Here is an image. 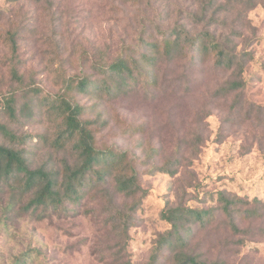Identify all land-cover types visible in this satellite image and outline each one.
Masks as SVG:
<instances>
[{"label": "rangeland", "instance_id": "1", "mask_svg": "<svg viewBox=\"0 0 264 264\" xmlns=\"http://www.w3.org/2000/svg\"><path fill=\"white\" fill-rule=\"evenodd\" d=\"M208 2L0 0L1 36L12 32L16 44L14 50L10 40L0 38V99L16 92L22 105L34 98L30 90L40 89V96L60 94L65 79L95 74L94 64L112 63L126 46L158 26L183 20L201 30L203 25L192 23L187 14ZM215 4L222 9L211 30L216 28L217 36L230 37L240 51L254 56L244 76V108L249 104L264 108V0H215ZM229 77L213 60H175L160 66L159 89L152 88L147 95L131 93L90 109L87 118L103 110L108 120L98 135L100 144L129 152L139 161L141 207L132 212L131 199L118 196L112 203L99 195L85 199L71 217L50 214L40 219L21 213L19 207L10 215L0 210V264H147L158 235L168 228L161 218L168 203L209 209L216 206L213 195L226 191L242 198L246 210L261 207L264 126L254 118L246 120V109L242 113L233 109V97L218 94ZM77 100L88 108L96 102L82 95ZM0 119L26 136V149L39 162L51 151L40 139L46 124L14 123L2 107ZM128 125L143 126L145 131L131 136L124 132ZM141 141L158 153L147 159L138 147ZM261 214L237 220L239 234L219 216L197 233L194 244L210 262L264 264V209ZM127 219L131 223H125Z\"/></svg>", "mask_w": 264, "mask_h": 264}, {"label": "trees", "instance_id": "2", "mask_svg": "<svg viewBox=\"0 0 264 264\" xmlns=\"http://www.w3.org/2000/svg\"><path fill=\"white\" fill-rule=\"evenodd\" d=\"M221 9L215 0H210L187 14L192 23L203 25L201 30L190 28L183 20L156 27L135 45L126 46L112 63L98 61L94 64L95 74L81 73L65 79L62 92L55 96H40V89L30 90L28 93L34 98L22 105L17 103L16 92L3 96L0 107L14 123L46 124L47 130L40 139L51 151L39 162L33 152L26 149V136L20 135L15 125H7L0 119V210L10 215L19 207L21 213L40 219L50 214L71 217L78 213L85 199L99 195L112 203L118 196L131 199L132 212L140 208L144 190L139 161L131 158L129 152L100 144L98 135L108 123L103 110L92 111L93 119L86 116L90 109L98 110L105 103L131 93L147 95L150 89H159L160 66L165 63L185 58L192 62L213 60L216 68L230 73L218 94L225 99L233 97V109L240 113L246 109V120L254 118L264 126L263 107L249 104L244 108L247 104L244 76L254 56L246 50L240 51L230 37L217 36L216 28L211 30L212 24L219 21ZM14 36L8 32L0 38L10 40L15 50ZM13 72L16 80L23 83L18 71ZM78 95L95 99L94 106L88 108L79 104ZM144 131L140 125H128L124 129L131 136ZM190 146L195 147L192 142ZM138 147L145 150L147 159L158 153L154 146H145L142 141ZM213 199L216 206L209 209L168 203L161 213L168 228L158 235L147 264H227L222 260L208 261L194 244L197 233L206 231L219 216L224 217V225L232 232L242 233L237 220L261 217L264 203L260 202L261 207L257 209L246 210L242 198L226 191L216 192ZM4 202H7L5 206ZM129 221L124 222L131 223Z\"/></svg>", "mask_w": 264, "mask_h": 264}]
</instances>
